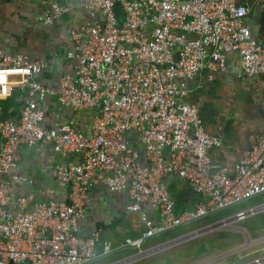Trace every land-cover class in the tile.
<instances>
[{"label":"built area","instance_id":"obj_1","mask_svg":"<svg viewBox=\"0 0 264 264\" xmlns=\"http://www.w3.org/2000/svg\"><path fill=\"white\" fill-rule=\"evenodd\" d=\"M79 4L89 19L71 30L67 58L74 66L60 78L57 93L39 79L45 64L0 45V99L14 89L26 95L19 119L0 125V264H91L135 249L134 256L115 263L131 264L229 220L146 248L149 239L264 193V133L230 173L208 155L220 147V138L205 132L199 109L185 102L186 83L204 70L212 81L226 71L231 53L239 55L243 77L262 79L264 102V37H253L245 25L247 6L241 0ZM68 9L54 3L39 21L51 26ZM54 95L62 108L94 111L90 134L76 124L44 125L45 104ZM42 142L60 156L80 159L55 168L59 182L69 188L65 199L46 191V201L38 202L35 194L21 196L3 180L18 166L21 148ZM170 178L185 180L200 195L191 209L177 210L166 183ZM13 179L28 181L19 174ZM97 186L128 192V208L144 227L118 246L104 242L102 252L96 250L99 234L80 235ZM261 209L264 203L236 218ZM242 264H264V255Z\"/></svg>","mask_w":264,"mask_h":264},{"label":"crops","instance_id":"obj_2","mask_svg":"<svg viewBox=\"0 0 264 264\" xmlns=\"http://www.w3.org/2000/svg\"><path fill=\"white\" fill-rule=\"evenodd\" d=\"M241 2L248 8L244 23L252 36L264 37V0ZM54 3H61L69 9L51 26L40 23L39 17ZM88 19L89 16L81 8L79 0H0V45L9 53L24 54L34 61L45 64L46 68L39 79L57 93L60 78L71 73L74 66V61L67 58V52L71 48V30ZM208 74L205 70L201 71L193 80L186 83L190 92L185 97V102L199 109L205 132L221 140L220 147L208 152L211 161L233 173V166L250 154L256 138L264 133L262 79L257 76L248 78L242 76L237 53L227 56L225 72L215 74L212 81L207 79ZM25 99L26 95L17 89L11 91L9 97L0 99V125L6 120L19 119ZM44 110L46 114L44 125L48 128L76 124L83 132L87 134L91 132L94 114L92 109L80 113L72 112L68 108L60 107L57 96L54 95L47 98ZM137 148L141 150L140 145H137ZM79 160L76 156H60L53 151L50 144L44 142L33 147H23L20 150L18 166L3 177V180L10 183L14 191L21 196L35 194L38 202L46 201V191H54L56 197L65 199L69 188L59 182L55 168L59 165L75 164ZM16 174L27 178V183L15 182L13 176ZM166 183L178 211L191 209L201 198L192 192L185 180L170 178ZM130 202L128 192L110 193L106 188L97 186L90 192V203L85 217L80 222V235L88 237L94 233L99 234L101 241L96 248L99 252H102L104 242L118 246L130 236L139 235L144 227L138 215L129 210ZM240 203L243 207L241 210L211 220L207 224L208 226L224 219L229 220L208 232L224 230L223 235L213 240V245H209L207 251L200 253L199 256L194 252H185L184 258L181 255L167 257L164 250L179 245L181 241L131 264L138 262L140 264V261L143 264H231L227 261L230 256L236 255L239 259H244L263 252L264 209L248 214L242 219H237L236 215L240 211L264 203V193ZM10 208L15 209L13 205ZM241 234L244 240L230 246L234 236ZM158 237L160 235L149 239L146 248L167 242H157L155 239ZM223 246L227 248L221 249ZM192 250L195 251L196 248ZM135 253V249H125L98 261L115 264L134 256ZM159 256L156 261L151 259Z\"/></svg>","mask_w":264,"mask_h":264},{"label":"rangeland","instance_id":"obj_3","mask_svg":"<svg viewBox=\"0 0 264 264\" xmlns=\"http://www.w3.org/2000/svg\"><path fill=\"white\" fill-rule=\"evenodd\" d=\"M242 208L243 207H242L241 203L235 204L232 207L220 210L216 213L209 214L203 218H199V219L187 222L181 226H178V228L171 230L168 233L162 234V236L160 235V237L156 238L155 240L157 242L168 241V240L173 239L175 237H178L180 235H184L186 233H189V232L195 231L197 229H200L204 226H207V224L209 222H211V220L221 218L224 215L233 214L234 212H237V211L241 210ZM218 226H220V225H218ZM210 231H212V230L200 232L199 235H196L195 237L187 239L184 242L182 241V243H180L179 245L171 247L169 249H166V250H164V252L166 253L167 257L169 256L170 258H173V256H175V255H181L182 258H184L185 252H188V253L194 252L195 254H197L199 256L200 253L207 251V248L209 245H213V243H212L213 240L220 238L224 233V230H222V229L208 233ZM225 235H228V234H225ZM173 236H175V237H173ZM242 240H244V236L242 234H241V236H234V241L232 242V244H230V246H232L235 243H239ZM193 248H196V250L193 251L192 250ZM226 248L227 247H224V246L221 247V249H226ZM263 255H264V251L260 252L257 255L248 256L244 259H239L238 256L233 255V256H230L229 258H227V261H230L231 264H241L242 262H245V263L250 262L253 259H255L257 256L260 257ZM160 256L155 257V258H151V259L156 261L157 259L160 258ZM176 259H179V258H176ZM140 262H141L140 264H143L142 261H140ZM91 264H104V261H100V262L96 261V262L91 263ZM136 264H139V262Z\"/></svg>","mask_w":264,"mask_h":264},{"label":"water","instance_id":"obj_4","mask_svg":"<svg viewBox=\"0 0 264 264\" xmlns=\"http://www.w3.org/2000/svg\"><path fill=\"white\" fill-rule=\"evenodd\" d=\"M117 12H118V18H119V20H122L123 15H122V9H121V7H119V8L117 9Z\"/></svg>","mask_w":264,"mask_h":264},{"label":"bare ground","instance_id":"obj_5","mask_svg":"<svg viewBox=\"0 0 264 264\" xmlns=\"http://www.w3.org/2000/svg\"><path fill=\"white\" fill-rule=\"evenodd\" d=\"M222 225V224H221Z\"/></svg>","mask_w":264,"mask_h":264}]
</instances>
